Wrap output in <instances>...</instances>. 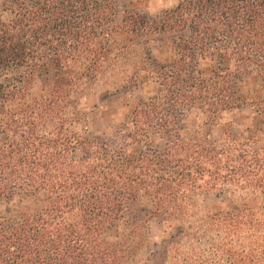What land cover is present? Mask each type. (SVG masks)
<instances>
[{"label":"trees","instance_id":"1","mask_svg":"<svg viewBox=\"0 0 264 264\" xmlns=\"http://www.w3.org/2000/svg\"><path fill=\"white\" fill-rule=\"evenodd\" d=\"M170 43L155 65L150 46ZM223 64L213 78L199 62ZM49 67L66 71L40 86ZM256 78L254 119L239 135L210 127L243 106L234 82ZM154 84L109 129L89 137L82 108L107 92ZM202 122L187 132L186 118ZM224 196L221 212L193 221V198ZM0 264H149L148 224L171 220L163 264H264V0H178L159 14L118 0L0 3ZM114 228L115 235L108 232Z\"/></svg>","mask_w":264,"mask_h":264},{"label":"rangeland","instance_id":"2","mask_svg":"<svg viewBox=\"0 0 264 264\" xmlns=\"http://www.w3.org/2000/svg\"><path fill=\"white\" fill-rule=\"evenodd\" d=\"M3 0H0V3ZM178 0H118L119 9L127 12L145 14H159L173 8ZM170 43L167 40L158 41L149 48L151 58L155 65L166 63L171 58ZM223 62L219 56L209 54L199 62V68L204 77L213 78L219 72ZM66 77V71L60 67H49L39 74L35 80L40 86H47L62 82ZM102 83L93 92L85 93L82 99V108L89 114L84 123L85 133L89 137L106 139L110 137L109 129L118 121L128 104L137 99H144L152 94L154 84L150 80H140L132 89L121 88L107 92L102 88ZM235 92L243 102V106L231 111L222 117L219 125L211 126L210 140L219 142L223 138V128L230 127L233 135L241 134L246 127L251 125L254 119L253 110L249 102L262 94L261 83L256 78L243 76L234 82ZM202 122V117L197 113L190 114L184 127L187 132L194 131ZM230 205L226 197L216 194H199L193 198L194 218L210 216L221 212ZM21 208L14 201H0V220L14 218L20 215ZM171 220L167 218L153 219L148 224L149 264H163L165 260V248L175 242V228H171ZM109 236L115 235L114 228L108 232Z\"/></svg>","mask_w":264,"mask_h":264}]
</instances>
